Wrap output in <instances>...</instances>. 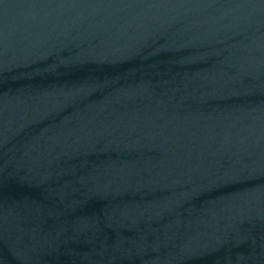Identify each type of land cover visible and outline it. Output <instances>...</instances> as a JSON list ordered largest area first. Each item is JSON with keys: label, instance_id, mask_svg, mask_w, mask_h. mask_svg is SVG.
Wrapping results in <instances>:
<instances>
[{"label": "water", "instance_id": "95a60500", "mask_svg": "<svg viewBox=\"0 0 264 264\" xmlns=\"http://www.w3.org/2000/svg\"><path fill=\"white\" fill-rule=\"evenodd\" d=\"M0 264H264V0H0Z\"/></svg>", "mask_w": 264, "mask_h": 264}]
</instances>
